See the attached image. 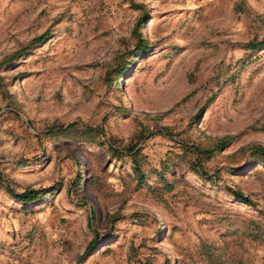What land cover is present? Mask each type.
<instances>
[{
  "label": "rangeland",
  "instance_id": "374dc122",
  "mask_svg": "<svg viewBox=\"0 0 264 264\" xmlns=\"http://www.w3.org/2000/svg\"><path fill=\"white\" fill-rule=\"evenodd\" d=\"M0 83V264H264V0H0Z\"/></svg>",
  "mask_w": 264,
  "mask_h": 264
},
{
  "label": "trees",
  "instance_id": "16d2710c",
  "mask_svg": "<svg viewBox=\"0 0 264 264\" xmlns=\"http://www.w3.org/2000/svg\"><path fill=\"white\" fill-rule=\"evenodd\" d=\"M145 16H142V18H140L137 22V24L135 25V28H134V36L138 38V43H140V45L144 44L145 41L143 38H141L140 36V33H139V28H140V25L143 23V20H144ZM46 34L47 33H43L35 38H33L31 40V42H29V44L25 45L24 47H22L21 49L15 51L13 54H11L9 57H6L2 62H1V65L3 64H7L12 58H14L15 56L19 55L22 51H25L27 48H29L30 46L34 45V44H37L39 42H41L45 37H46ZM260 45H262V42L259 41V42H250L248 47H252L253 49H256L258 48ZM143 47V45H142ZM131 63V62H130ZM120 72H122V69L119 70ZM2 84L0 83V90L2 89ZM71 129H74V130H79V132H76L77 134L80 133L81 134V137H85V136H93L95 137V141L102 147H110V143H111V139L110 137L109 138H106V135H105V132H104V129L100 126H96L94 129H92V127H87V128H74V125L73 124H69L67 127L63 128L62 126H59L58 129L55 131L56 134H59V135H66V134H69L68 132L71 130ZM142 139L139 138L138 141H140ZM226 143V140H218L216 141L213 146L211 148H203V147H196L195 150L197 151L198 155H200L198 157V163H202L203 161H206L213 153V150L214 149H220L222 146H224ZM135 145L133 147H131L130 149L126 150V155L127 156H134V154H131L133 149H134ZM255 151H261L263 152L262 148L261 147H255ZM133 158V157H132ZM134 159V158H133ZM130 161V165L132 166V168L135 169V171L140 175L141 177V172L139 170V164L137 163V161L134 159V160H129ZM197 165L193 164L192 165V168L195 170V171H201L200 169L201 168H197L196 167ZM201 173H203L204 175H207L208 173L205 172V171H201ZM208 179H210L211 181L217 183L218 182V179H217V176L216 175H210V176H207ZM229 190V192L235 197L236 200L244 203V204H247V205H253V206H256L258 207L260 210H262V208L259 207V205H257L255 202H253L250 198H248L247 196H245L243 193H241L240 191L238 190H235V189H232V188H227ZM42 190H26L24 192H21V193H15L14 194V197L17 199V200H20V201H24V202H27V201H31V200H34L39 193H41ZM262 213H264V211L262 210L261 211ZM92 246V243L90 245H88V249ZM87 249V250H88Z\"/></svg>",
  "mask_w": 264,
  "mask_h": 264
}]
</instances>
